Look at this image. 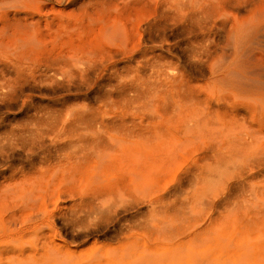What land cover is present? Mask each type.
I'll use <instances>...</instances> for the list:
<instances>
[{
    "label": "bare ground",
    "instance_id": "obj_1",
    "mask_svg": "<svg viewBox=\"0 0 264 264\" xmlns=\"http://www.w3.org/2000/svg\"><path fill=\"white\" fill-rule=\"evenodd\" d=\"M106 1L89 0L81 7L85 13L87 8L92 11L86 16L94 24L96 41L89 44H75L60 35L47 43L40 38L35 25L18 18L21 9L17 8L0 22V264H68L72 259L64 248L45 240L41 241L39 249L10 252L7 246L10 235L17 237L22 232L35 230L44 214L20 219L14 222L12 229L6 228L2 213L7 191L12 188L28 193L26 186L32 187L31 184L46 179L48 173L56 169L49 180L65 175L68 180L85 184L67 193L80 212L87 215L100 209L103 197L122 195L127 187L125 181L132 180L139 171L133 172L131 167L127 170L123 164L122 167V159L118 161L121 167L112 169L96 163L89 165L90 162L144 149L150 147L151 141L156 142L158 136L162 138L159 131V134L153 131L157 127L152 128L149 123L143 125L141 119L136 123L133 117L128 121L126 117L134 113L125 111L126 106L140 104L142 107L151 103L155 112L162 108L163 115L166 111L162 110L168 106L178 110L179 104L174 105L178 102H181L184 142H194L197 149L183 181H194L193 193L198 189L204 193L217 182L222 183L221 196L208 203V218L213 213L216 215L194 234L192 242L196 244H192V239L185 241L184 247L189 252L184 253L185 256L193 260L194 254L197 255V264H220L221 259L216 263L211 261L212 257L210 260L207 255L201 256L203 250L200 252L199 247L204 245L199 243L208 241L209 244L224 233L222 243L226 241L225 248L234 256L230 264L261 263L264 261V0H173L170 8L164 6L166 10L146 4L145 21L136 43L130 41L119 17L111 15ZM129 5H122L124 11ZM9 14H12L11 20L7 19ZM62 17L69 19L72 14ZM176 19L178 23L173 22ZM170 39L176 41L169 43ZM147 44L152 45L147 47ZM180 44L181 78L154 76L152 68L157 66L156 62L159 64L158 61ZM110 45L118 49H111ZM121 53L125 55L123 64L135 62L124 74L112 65L113 57ZM93 56L99 57L98 61L93 60ZM31 63L34 68L27 65ZM101 70L105 73L99 76ZM146 70H150V74L143 78L141 72ZM92 74L94 78H90ZM103 80L108 81L109 86L104 92L109 100L106 105L110 104L112 109L119 107L120 111L106 116L105 111L99 109L67 107L71 100L86 96L87 91L94 90ZM82 86H85L83 91ZM25 91H37L46 111L31 114L30 127L8 133V108L18 101L19 114L32 107V96L21 99ZM16 156H20L17 167H2L15 161ZM35 164L40 166L34 169ZM17 175L18 181L9 183ZM191 184L193 186V182ZM31 192L26 200H31ZM26 204L27 201L16 205L11 214H20L22 205L26 207ZM223 205L225 209L219 211ZM209 234L211 238H207ZM191 253L193 257L189 258Z\"/></svg>",
    "mask_w": 264,
    "mask_h": 264
},
{
    "label": "rangeland",
    "instance_id": "obj_2",
    "mask_svg": "<svg viewBox=\"0 0 264 264\" xmlns=\"http://www.w3.org/2000/svg\"><path fill=\"white\" fill-rule=\"evenodd\" d=\"M88 1L89 0H75L70 3L69 0H13V2L12 0H0V22L5 20L4 18L8 12L10 13L17 8L21 9V13L17 14L18 18H25L27 23L29 22L30 25H35L38 29L40 38L47 43L57 35H60L63 38H70L75 44H89L96 41V33L93 30L94 24H92L91 20L86 16L91 14V8H87L86 13L83 12L84 10H81V7L87 5ZM172 1L173 0H143V2H139L138 0H107L106 2L108 3L111 15L119 17V21L125 27L130 41L136 43L139 38L140 27L145 21L146 8H144V6L148 4L151 8H154L152 6L156 5L158 8L161 6L162 9L165 6L167 9V6L170 8V5H173L174 1L179 2L181 0ZM126 3L130 5L129 8L124 11L125 8L122 5ZM161 7L160 10H162ZM165 8L163 10H166ZM65 11L66 13L72 14V17L69 19L62 17L63 14H66ZM7 19L11 20L12 14H9ZM173 22L178 23L179 20L176 19L173 20ZM175 41L176 39H170L169 43H174ZM151 45L152 44H147V47ZM110 48L118 49L115 45H110ZM155 53H158V51H155ZM39 56H41V54ZM123 56L125 55L121 53L113 57L115 61L112 62V65L117 66L116 69L122 74L125 73V69L135 66V62L133 61L123 64ZM98 59L99 57L93 56V60L98 61ZM158 63L159 64L156 62L157 66L152 68V74L154 76L156 74L180 79L181 44L171 50V53L167 55L165 59L158 61ZM27 65L29 68H34L32 63ZM150 70L141 72V76L147 78L150 74ZM104 73L105 71L101 70L98 75L101 76ZM90 78H94V74L90 75ZM106 83L108 84V81L103 80L94 90L87 91L86 96L71 100L67 107L73 110H82L83 108V110L99 109L100 112L105 111L104 114H106V116L112 115L115 111H120L121 108L119 107L117 109H112V107L110 108V104L109 106L106 105L109 102L104 93L109 89ZM111 84H114V82ZM84 88L85 86L81 87L82 91ZM102 93L104 95H102ZM27 95L32 96L34 99L32 107L26 113H18L19 101L16 105H12L8 108L6 129L8 133H17L30 127L31 124H33L32 116L35 114L39 115L41 112L43 113L46 111L43 110L45 103L40 101L38 98L40 96L37 91H25L21 99L25 98ZM155 105L157 106V103H155ZM174 105H178V110L172 106H168V110H162V112L164 111L163 113L166 111V115H162L160 111L162 108L158 109L160 114L158 110L156 113L151 103L145 104L142 107H140V104H128L126 106L127 108H125V111L128 110V112L134 113L133 116L128 115L126 117L128 121L131 120L129 117H133L136 123L141 119L143 125L149 123L152 125H150L152 128L157 127L153 128V131H157V133L159 131L161 134H158L161 135L163 139L158 136L159 141L158 139L156 142L151 141L150 147L133 151L130 150L131 152H125L126 154L122 152L123 155L120 153L119 155L124 158L115 155V157L112 158L103 157L96 159V162H90L89 165L100 164L102 167H111V169L113 166L121 167L120 164H123L127 170L131 167L130 169L133 172L139 171L140 174L142 173L141 175L136 173V175L132 176V180L125 181L127 187H124V193L122 195L117 194L111 197H103V199L100 200L103 203L100 209L96 211L93 210L87 215L80 212L79 208L74 206L75 203L70 201L67 193L72 192V189H77L79 185L85 184H82L81 181L68 180L69 178L67 179L65 175L64 177L63 175H58V177L56 175V177H53L52 181L49 180L48 177L54 174L56 169L51 170L47 178H44L45 180L40 179L34 183L32 182V187H30V184L26 186V188L28 187L29 189L28 193L24 191L16 192L13 191L12 188L7 191L5 209H3L2 213V220L6 222H4L6 228L12 229L14 222L20 219L26 220L30 218V216L33 217L38 213L44 214L37 222L38 226L35 230L22 232L17 237L10 235V238L7 239V241L9 240L7 246L10 252L19 253L32 249H39L41 241L45 240L57 247L64 248L68 252L69 257H72L69 263L68 261L66 262L68 264H190L189 262L192 261L191 264H194V262L197 264V260L199 259L197 255L195 256L194 254L193 257L191 253V256H188L189 258L193 257V260H188L187 256H185V254L187 253L188 255L189 252L184 247V244L185 241L188 242L190 241L189 239L195 238L194 234H198L204 225L209 222V219L216 215V213H213V215L208 218L210 214L208 203L217 196H221L222 183L217 182V184L204 193L200 189L193 193L192 188H194V181H192L193 186H191L192 182L187 183L183 181L182 178L186 169L193 164L197 149L194 142L191 144L184 142L182 136V121L180 119L181 111H179L181 109V102ZM133 107H136L134 108L136 111L132 109ZM173 109L175 110L174 113H172L174 111ZM38 111L40 112L38 113ZM164 118L166 119L164 120ZM167 132L170 133L168 134ZM165 135H168L170 138H166ZM176 140L179 141L176 142ZM174 142L175 144L172 146ZM132 152L135 153L134 157L131 156ZM20 155H22L21 152ZM19 158L20 156H16L15 161L7 163L2 167H9L10 169L11 167H17L19 165ZM121 159L123 161H121ZM118 161H121L120 164ZM50 164L53 165L54 162ZM39 166V164H35L34 169H37ZM89 169H92V167H89ZM25 172H27V170ZM18 176L19 175L15 176V179L9 181V183L18 181ZM132 181L136 182H133L134 186L131 184ZM36 189L38 192H36ZM30 192L33 194H31V200H26L27 197L30 196ZM23 194H26V197ZM34 198L36 200H34ZM26 201L28 202V204H26L27 206L24 205L26 207H23L22 205L20 214L16 212L13 216L11 213H13L12 211L15 209V206ZM33 201L36 203H33ZM225 207L223 205V207L220 208L221 210H218L222 211ZM9 217H12L13 220H11L12 218L9 219ZM220 234H222L221 237H224V233ZM209 235L207 238H211L212 234ZM220 239L214 242L213 240L209 241V244L208 241L199 243L204 245H200L199 247L200 252L203 250V253H200V255H207L210 260L212 257L211 261L214 260L216 263L221 259L220 264H230L229 262L234 259V256L225 248L224 245L226 241L222 243V239L219 241ZM192 241L193 239L191 242ZM193 243L196 244V241L192 242V244ZM182 246L187 252H184ZM214 247L216 249H214ZM183 255L187 259H184ZM226 259L230 261L226 263ZM259 264H264V261Z\"/></svg>",
    "mask_w": 264,
    "mask_h": 264
}]
</instances>
